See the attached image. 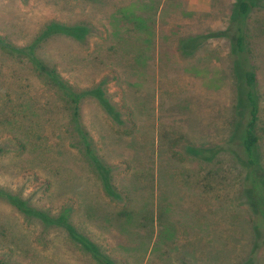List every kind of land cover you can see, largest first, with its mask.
Listing matches in <instances>:
<instances>
[{
    "label": "trees",
    "instance_id": "trees-1",
    "mask_svg": "<svg viewBox=\"0 0 264 264\" xmlns=\"http://www.w3.org/2000/svg\"><path fill=\"white\" fill-rule=\"evenodd\" d=\"M165 1L118 0L100 19L103 31L99 42L91 40L99 29L89 19H48L23 46L0 37V61L21 64L26 69L22 82L13 71L8 78L14 84L0 83V159L10 157V167L22 170L38 193L32 201L0 187V202L28 227L40 229V243L51 230L64 233L66 243L87 259L85 264H118L114 255L119 264L163 263L162 257L168 253L163 251L175 236L168 227L141 231L139 223L147 219H137L136 204L140 200L145 209L149 201L138 199L135 187L128 185L141 178L148 177L152 182L162 178L159 171L155 174L151 157L158 125L154 83L157 70L153 67L163 61L157 48L163 41L158 22L164 16ZM88 2L106 5V0ZM181 13L187 15L184 10ZM254 13L262 18L261 22ZM249 27L259 31L257 40L263 44L264 0H234L225 30L181 36L175 46L180 61L188 65L183 71L200 76L205 70L192 60L204 46L207 48V41L225 39L229 44L226 57L235 79L230 98L236 120L234 132L227 142L209 148L186 146L185 151L200 166L214 164L222 154L230 156L244 173L241 195L253 219L251 246L244 259L232 264H264V151L257 132L259 53L247 39ZM67 48L74 53L72 62L79 60L75 67L86 61L91 72L100 76L97 82L80 88L63 77L58 67L59 62L66 63ZM81 48L91 50L84 59L79 57ZM122 80L125 87L116 101L108 85L118 81L120 86ZM219 83H211L215 93L220 91ZM86 108L92 114L90 118L85 116ZM176 142L173 140L171 145ZM125 149L134 151V155L125 161L126 172H120L125 176L118 179L108 153L123 154ZM132 169L134 172L128 176ZM52 188L58 204H38L39 197H51ZM149 193L154 195V184ZM85 196L91 197L89 202L83 199ZM78 210L83 212L80 222L74 219ZM153 210L150 221L155 223ZM92 228L100 234H91ZM4 233L0 226V247L3 244L9 248ZM115 233L121 242L108 248L106 238ZM12 250L9 248L8 255ZM0 264L8 263L0 259Z\"/></svg>",
    "mask_w": 264,
    "mask_h": 264
},
{
    "label": "rangeland",
    "instance_id": "rangeland-1",
    "mask_svg": "<svg viewBox=\"0 0 264 264\" xmlns=\"http://www.w3.org/2000/svg\"><path fill=\"white\" fill-rule=\"evenodd\" d=\"M117 2L118 0H106V5L99 7L90 4L88 0H0V37L23 46L34 38L41 24L48 19L70 22L89 19L99 29L91 40L99 42L103 31L100 19ZM233 2L234 0H173L171 3L166 0L163 3L164 16L158 22L163 41L157 48L163 61L153 67L154 71L157 70L154 73V83L158 125L155 130L157 138L153 148L154 156L151 157L155 162L151 165L155 174L159 171L162 178L159 182H152L148 177L141 178L133 181L134 185L128 184L131 188L135 187L138 199L149 201L145 209L140 200L137 201V208L135 207L137 219H147L139 223L141 231L150 230L151 227L158 229L160 226L163 230L168 227L175 232L169 247L163 251H168L162 257L164 262L160 261L158 264H232L244 259L251 246L249 239L253 219L241 195L244 175L241 168L235 165L230 156L223 154L214 164L200 166L185 151L186 146L209 148L227 142L234 132L236 120L230 98L235 79L226 57L228 41H207V48L204 46L192 60L193 64L205 70L200 76L185 73L183 69L188 66L187 62L180 61L175 51L181 36L225 30ZM182 10L187 15L182 14ZM254 14L255 19L261 22L262 18ZM249 28L247 39L260 54H256L260 98L257 132L261 137V150L264 151V43L260 44L257 40L259 31ZM87 51L91 52L81 48L78 51L79 57L84 59L89 54ZM64 57V64L67 65L58 61V69L69 83L83 88L100 79L99 75L91 72L86 61L82 60L75 67L79 60L72 62L74 53L70 49ZM13 71L17 72L16 75L22 82L26 69L21 64L11 65L0 61V83H12L8 74ZM218 80L220 91L215 93L211 83ZM118 86V81L108 85L109 92L115 96L116 101L125 87L123 80ZM53 106L58 104L53 103ZM86 110L88 112L85 116L90 118L92 114L89 108ZM143 139L142 137L141 141ZM173 140L177 142L171 145ZM108 154L115 166L114 174L121 179L125 174L120 172H126L127 168L125 161L134 155V151L125 149L123 154ZM142 155L137 153L139 158ZM10 162L11 158L7 155L0 159V187L35 201L38 193L32 190L30 179L22 170L11 168ZM133 172L134 169L129 170L128 176ZM153 184L154 195L149 193ZM55 192L52 188L51 197H47V200L39 197L37 203L52 206L58 204L59 198L55 196ZM83 199L89 202L91 197L85 196ZM77 206L75 202L74 207ZM79 210L74 218L77 222H80L83 214ZM152 210L155 212V223L150 221ZM0 226L11 244L9 248L13 249L8 255L9 248L3 244L0 247V259L8 264H85L84 261L87 260L66 243V236L60 231L51 230L48 238L42 239L40 243L39 236L37 237L40 229L28 227L12 209L1 202ZM90 232L96 236L100 234L93 228ZM106 241L104 244L108 248L121 242L118 233L107 237ZM171 249L174 252L170 254ZM149 252L144 262H147ZM4 254L7 256L1 257ZM114 257L119 264L116 255Z\"/></svg>",
    "mask_w": 264,
    "mask_h": 264
}]
</instances>
